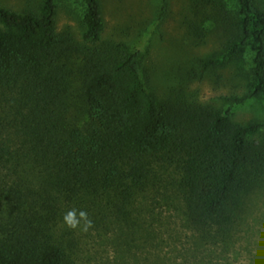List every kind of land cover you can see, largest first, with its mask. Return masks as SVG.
<instances>
[{"label": "trees", "instance_id": "16d2710c", "mask_svg": "<svg viewBox=\"0 0 264 264\" xmlns=\"http://www.w3.org/2000/svg\"><path fill=\"white\" fill-rule=\"evenodd\" d=\"M193 1L188 31L199 40L223 35L219 49L198 59L201 73L255 45L247 90L225 108L157 94L142 51L104 39L101 0H81L80 41L58 31L56 0L0 6V264H73L72 213H111L136 231L140 201L163 164L178 169L172 193L193 248L231 245L248 196L264 184V118L232 119V106L264 99V7ZM194 249L144 260L212 264L228 254Z\"/></svg>", "mask_w": 264, "mask_h": 264}, {"label": "rangeland", "instance_id": "374dc122", "mask_svg": "<svg viewBox=\"0 0 264 264\" xmlns=\"http://www.w3.org/2000/svg\"><path fill=\"white\" fill-rule=\"evenodd\" d=\"M41 0H0V6L35 9ZM59 32H71L81 40V0H56ZM106 28L104 39L122 40L142 51L154 91L167 96L175 91L181 98L195 99L227 107V97L247 90L255 45L249 43L242 57L226 66L201 73L198 59L219 49L220 34L212 32L203 40L187 27L193 0H101ZM264 7V0H257ZM221 2V0H220ZM192 17V16H191ZM223 36V35H222ZM264 118V99L232 106V119L247 122ZM156 185L148 198L140 201V227L129 229L111 213L96 211L89 218L72 213L69 217L68 247L73 264H147L148 253H193V233L184 225L172 191L178 169L172 165L156 168ZM154 215V218H150ZM89 220V222H88ZM153 233L148 239L144 226ZM72 235V236H71ZM71 236V237H70ZM231 245L226 249L205 243L194 253H228L212 259V264L228 258L233 264H264V184L248 196ZM191 248V249H190Z\"/></svg>", "mask_w": 264, "mask_h": 264}]
</instances>
